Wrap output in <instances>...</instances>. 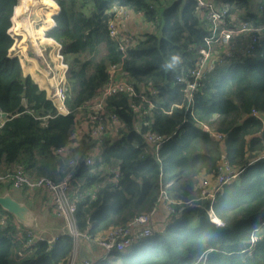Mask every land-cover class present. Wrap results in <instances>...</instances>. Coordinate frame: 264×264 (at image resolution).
I'll return each instance as SVG.
<instances>
[{
    "label": "trees",
    "instance_id": "obj_1",
    "mask_svg": "<svg viewBox=\"0 0 264 264\" xmlns=\"http://www.w3.org/2000/svg\"><path fill=\"white\" fill-rule=\"evenodd\" d=\"M44 1L50 4L47 29L38 32L60 45L53 57L67 69L62 81L69 112H59L48 92L23 73L12 52L18 0H0V108L7 114L0 126V174L21 168L55 183L70 174L76 223L80 230L89 227L92 241L156 210L162 188L174 209L165 210V226L125 250L113 249L105 259L91 260L94 264H264V127L252 113L264 118V36L248 55L234 38L216 44L212 56L218 59L211 68L209 62L204 67L187 106L186 82L176 76L183 73L189 79L210 33V23L194 0ZM213 2L226 11L227 22L236 16L250 25L264 24V0ZM114 5L129 8L131 19L151 25L135 34L138 40L124 56L107 28ZM248 39L240 43L245 46ZM173 54L181 63L166 71ZM112 65H120V77L134 91L105 97V110L118 121L110 122L114 136L109 135L98 156L90 122L77 138L71 134L88 117L83 106L101 95ZM205 125L220 137H212ZM150 133L162 138L158 145L149 141ZM70 142L76 143L57 152ZM88 155L93 156L91 164L84 161ZM222 156L238 174L215 193L211 207L224 223L217 226L208 216L209 200L200 196L199 177L214 178ZM112 167L118 168L115 179L107 170ZM92 185L93 196L86 191ZM16 191L27 206L40 203L41 195L51 196L43 189ZM27 228L0 205V264L67 263L74 245L69 234L26 245Z\"/></svg>",
    "mask_w": 264,
    "mask_h": 264
},
{
    "label": "built area",
    "instance_id": "obj_2",
    "mask_svg": "<svg viewBox=\"0 0 264 264\" xmlns=\"http://www.w3.org/2000/svg\"><path fill=\"white\" fill-rule=\"evenodd\" d=\"M196 6L205 13L206 19L210 23V33L204 38V46L199 50V58L196 62V66L190 70V78L187 81V106L190 104L192 93L191 90L198 84V78L202 76L204 66L210 62V66L218 58L212 56V51L216 44H227L231 37L240 36L241 41L243 36L248 34V41L244 46V53L250 54L254 48H256L258 40L264 36V24L262 25H250L247 22L242 21L240 18L234 16L230 17L231 26H227V20L225 18L226 11L219 9L215 6L213 0H194ZM113 17L108 22V32L116 40L118 49L124 56L125 50L129 45L137 42L138 37L125 29L126 22L131 19L133 13L129 8L114 5L112 7ZM120 69V65H112L110 68V76L107 84L105 85L100 98L95 99L93 107L96 109L95 113L91 116V120L94 123L92 127V135L97 141V146L94 149V154L98 156L103 149V143L109 138L110 135V121L115 120V116L109 117L103 109V99L105 96L121 92L130 91L133 92V87L124 78H118L115 75V71ZM51 77L54 78L55 74L52 72ZM178 81L184 80V74L181 73L176 76ZM65 86L56 85L51 90L50 95L56 101L57 109L61 113H67L64 105L65 101ZM252 113L261 118L262 125L264 127V118L258 114L256 110ZM7 120V114L0 108V126ZM206 129H209L205 125ZM210 131V130H209ZM212 137H220L219 133L210 131ZM76 136V132L71 134V137ZM159 136L150 134L149 140L156 141L157 145L161 142ZM72 143H69L64 148L57 149L58 153H64L70 147ZM88 162H91V157L87 158ZM109 175L115 179L118 176V168H107ZM238 171L234 170L227 162L224 156L221 157L216 175L212 181L203 180L202 189L200 192L201 198L209 200L208 216L217 226H223L224 223L221 219L215 216L213 213L211 204L214 200L216 191L221 185L230 182L235 179ZM97 186L100 182L96 183ZM3 186H8L12 190L20 191H34L37 189H43L49 192L52 196L51 204L55 214L63 218L64 232L69 234L76 245L81 239H88L89 235L87 230L80 231L76 225L75 219V203L70 201L67 195V186L65 182L55 183L48 177L44 176H30L26 174L21 168L8 173L0 174V190ZM92 191V190H91ZM163 202L170 212H173V207L169 204L165 192L162 188L159 190L157 202ZM133 228L137 230L133 232ZM154 231L153 227V210L145 213H141L130 221L125 226H115L109 229L105 234L94 237V241L105 249L106 254H110L111 250H125L132 244L133 241L150 236ZM47 240L45 236L38 234L30 228L25 231V243L26 245L32 244L35 241ZM74 253L71 255L66 264H94L90 259L84 258L81 261L75 260ZM102 257V259H104Z\"/></svg>",
    "mask_w": 264,
    "mask_h": 264
},
{
    "label": "crops",
    "instance_id": "obj_3",
    "mask_svg": "<svg viewBox=\"0 0 264 264\" xmlns=\"http://www.w3.org/2000/svg\"><path fill=\"white\" fill-rule=\"evenodd\" d=\"M41 3H42V1L40 2V4ZM43 3L46 4V5H44L45 8L49 5L48 9H46L45 12L47 10H50V4L48 2H43ZM20 4H22V3H20ZM30 4H31V2H30ZM40 4H38V5H40ZM36 6L37 5H35V8H36ZM22 8L24 11H28L31 9V6H29L28 9H24L23 6H22ZM45 17H47L46 14H45ZM46 19L47 18H45V20ZM41 25H42V23H41ZM43 27H45L44 30L47 29L46 28L47 25H45ZM150 28H151V25L149 23L144 22L141 18H138V17H135L133 19H129L125 25V29L127 31L132 32V33L139 35V36L142 35L145 31L149 30ZM37 34H38L37 41L39 43L43 44L42 48H36L35 47L36 49L34 48L33 50H30L28 48V50H26L24 48L25 46L21 47L20 48V50H21L20 59H21V57L22 58L24 57L26 59V63L28 64L26 69L23 67V69L26 71V72L23 71V73L29 74L31 76V78L35 81V83L40 88L45 90L46 94H47V92L49 94L52 90V84H53V79L51 77V74L53 71L55 72L56 70H59L56 66V61H55L53 55L55 52H59L60 45L58 43L54 42L50 38H44L43 33L40 36H39V32H37ZM246 36H247V34H245L243 36V39ZM232 38H234V42H236V44L241 45V43H240V42H242L241 41V35L240 36H233ZM232 47H234V46H232ZM242 49L243 48H241V52H242ZM37 50L38 51L40 50L41 54L37 53L36 52ZM30 54H32V55H30ZM115 75L122 76L123 71L121 69H118L115 71ZM207 130L209 131V129H207ZM111 135H110V137L114 136V135H112V136ZM204 176H205L204 174H201V176L199 177V180H201ZM95 189H96V186L92 185L86 191L87 192H94ZM9 190L16 192L17 198L14 197L16 200L21 199L19 192H17L16 190H12L8 187H4L1 192H2V194L5 192H9L11 194V192ZM11 196H12V194H11ZM44 196L46 197V199H44V201L42 203H38V205L41 204L45 210L49 209L51 211V214H50L51 223L50 222L43 223L39 219V218H41V216H38L34 211H32V213L34 212L33 218L35 215V219H36V223H33V224L36 226V228H34V229L43 231V233H41V235L45 236L49 242H53L58 234L65 233L64 232V226H63V220L59 215H57L53 212V210H52L53 207L51 204V196L49 197V196H47V194H45ZM20 201L23 202L22 200H20ZM28 207L30 208V210H32L31 208L33 206L28 205ZM50 207H52V208H50ZM153 217H154V222H155V228L156 227L157 228H163L165 226V224L168 222V219H166L167 217H166L165 208L161 204L156 207V210L153 209ZM37 219H38V222H37ZM47 219H49V217ZM54 220L56 221L55 224H53ZM59 222H60V224H58ZM43 224H45V225H43ZM41 225H43V227H41ZM52 228H55V229L52 230ZM30 229L35 231L32 227H30ZM105 232L99 233V234L102 235ZM37 233L40 234L39 232H37ZM47 233H48V235L49 234H51V235H49L47 237L46 236ZM84 240H86V239L80 240V242L77 246V249L75 251V254H76L78 260H82L84 258H89L92 261H96L98 259H102V257L105 256L106 252L102 246H99L98 244H96L95 241H84Z\"/></svg>",
    "mask_w": 264,
    "mask_h": 264
},
{
    "label": "rangeland",
    "instance_id": "obj_4",
    "mask_svg": "<svg viewBox=\"0 0 264 264\" xmlns=\"http://www.w3.org/2000/svg\"><path fill=\"white\" fill-rule=\"evenodd\" d=\"M28 1L26 3L24 2V3L20 4V2L18 0V7H17V12H16V17L14 18V25H13V28H12V32L15 34V37H16V42H15L16 44L12 48L13 49L12 52H15L18 55L19 60H20L21 64L23 65V67L25 69L28 66V64L26 63V59L24 57L23 58L21 57V59H20V56H21V50H20V48L21 47H24V46H25L24 48L26 50H28V48L30 50H33L35 47L36 48H39V47L42 48L43 44H41V43H39L37 41V38H38L37 32H38V30H40V28L41 29L42 28H45L43 26L47 25V22L45 20V18H46L45 17V10L48 9V7H49V5H48L45 8L44 5H46V4L43 3V2H46V1H44V0H41L42 3L40 5H37L36 8H35V5L33 6V4H30V2H31L30 0H28ZM22 6L24 7V9H28V7L31 6V9L28 10V11H23ZM57 12H55L54 14H56ZM33 15H35V16H33ZM36 16H38V17L36 18ZM41 23H42V25H41ZM240 46H241V48H244V45L241 44ZM36 52L37 53H40V51H38V50ZM30 55H32V54H30ZM54 59L56 60L57 57L54 58ZM56 64L61 65V67L63 69L62 73H64V70H65V73H66V70H67L66 69V66H63L60 62L59 63H56ZM24 72H26V71H24ZM207 176H209V175H207ZM207 176H204L201 179V182L202 183H203V180L205 178L207 180H209V181H212L213 180V178L207 177ZM10 192H11L13 198L14 197L17 198V195H16V192L15 191H10ZM0 194H2V192H0ZM21 196L22 195L20 194V197ZM41 197L46 199V197L44 195H41ZM42 198L40 200L41 201L40 203H42V201H43ZM21 199H22V201L24 200L22 197H21ZM18 201L21 202L20 200H18ZM159 203L165 208V210L167 212H170L167 209L166 205L163 202H159ZM50 208H52V207H50ZM31 209H32L31 211H34L38 216H41V218H39V219L43 223H48V222L51 223V221H50L51 220V218H50L51 211L49 209L48 210H45L44 207L41 204L38 205L37 202H36L35 206H33ZM34 212H33V214H34ZM53 212H54V210H53ZM48 217H49V219H47ZM33 222L36 223L35 215H34V221ZM37 222H38V219H37ZM55 222L56 221L54 220V223L53 224H55ZM58 224H60V222ZM43 225H45V224H43ZM43 225H41V227H43ZM153 227L155 228L154 217H153ZM32 228L34 229V228H36V226L33 224ZM54 229L55 228H52V230H54ZM34 230H35V232H39L40 234L43 233V231L36 230V229H34ZM136 230H137L136 228H133V232H135ZM86 240L92 241L93 239L92 238H88ZM78 244H79V242L76 245L75 244L73 245V249H72L71 255L73 253L75 254V251L77 249ZM74 257H75V260H77L76 254L74 255Z\"/></svg>",
    "mask_w": 264,
    "mask_h": 264
},
{
    "label": "bare ground",
    "instance_id": "obj_5",
    "mask_svg": "<svg viewBox=\"0 0 264 264\" xmlns=\"http://www.w3.org/2000/svg\"><path fill=\"white\" fill-rule=\"evenodd\" d=\"M28 0H19V2L20 3H24V2H27ZM31 1V4H33V6L34 5H38V4H40V0H30ZM37 7V6H36ZM24 11V10H23ZM33 16H35V15H33ZM38 16H36V18H37ZM32 20V19H31ZM111 36V35H110ZM247 36H249L248 34H247ZM232 38V37H231ZM231 40V39H230ZM40 48V47H39ZM40 51V50H39ZM242 52L244 53V48L242 49ZM245 54V53H244ZM245 55H248V54H245ZM214 63V62H213ZM213 65V64H212ZM212 65L210 66V62H209V68H211L212 67ZM56 66H57V68L59 69V70H56L55 72L53 71V73L55 74V77L54 78H52L53 79V84H52V90L54 89V86H56V85H58L59 84V86H61L62 84L65 86V88H66V90H65V101H64V105H65V107H66V110H67V113L69 112L68 111V108H67V105H66V100H67V98H68V88H67V85H66V83H64L63 81H62V78L65 76V70H64V73H62V71H63V69H62V67H61V65H59V64H56ZM206 66V65H205ZM204 66V67H205ZM204 69V68H203ZM203 72V71H202ZM200 77H203V73H202V76H200ZM199 77V78H200ZM118 78H122V77H118ZM190 78V77H189ZM198 78V79H199ZM125 79V78H124ZM126 80V79H125ZM177 80V79H176ZM178 81V80H177ZM187 81H188V79H187ZM187 81H186V79H185V76H184V80L183 81H179V82H186V85H187ZM185 85V86H186ZM197 86V85H196ZM195 86V87H196ZM186 89H187V86H186ZM193 91V89L191 90V92ZM103 92V91H102ZM117 93V92H116ZM114 94V93H113ZM101 95H102V93H101ZM101 95H99V96H97V97H95V98H92L91 100H89V101H87L86 103H85V105L83 106V107H86V108H88V110H89V113H88V117L87 118H84L76 127H75V129L73 130V132H76V136H74V137H72V138H77L78 136H79V134L82 132V130L87 126V124H88V122H90V124H91V130H92V127H93V125H94V123L92 122V120H91V116L95 113V108L93 107V101L95 100V99H97V98H100V96ZM111 95V94H110ZM49 96L51 97V95H50V93H49ZM106 97V96H105ZM105 97H104V99H103V109H104V112L109 116V117H111L112 115H114L115 116V114H113V113H107V110H105ZM52 99H53V97H51ZM54 100V99H53ZM55 101V100H54ZM56 102V101H55ZM118 120H116V116H115V120H111L110 122H112V123H114V122H117ZM72 132V133H73ZM150 134H152V133H150ZM150 134H148V139H149V135ZM154 135H156V134H154ZM158 136V135H157ZM160 137V136H159ZM160 140H162V138H160ZM164 140V139H163ZM150 142H152V143H154L155 141H151V140H149ZM70 143H72V145H74L75 143L74 142H70ZM156 145H157V143H155ZM88 157H91V162H88L87 161V158ZM93 156L92 155H88V156H86L85 158H84V161H85V163H88V164H91L92 163V161H93ZM74 161L73 160H71V163H73ZM61 182H65L66 183V186H67V195H68V197H69V199H70V201H72V202H74L75 203V206H76V201H75V199L73 198V199H71V196L69 195V186H70V174H68L65 178H64V180H62ZM61 182H59V183H61ZM90 194H91V196H93L94 195V192H89ZM75 212H76V209H75ZM74 215H75V213H74ZM62 218V217H61ZM63 219V218H62ZM75 219H76V217H75ZM76 225H77V223H76ZM77 228H78V226H77ZM88 228L89 227H87L86 228V230H87V234H88ZM79 229V228H78ZM111 229V228H110ZM80 230V229H79ZM85 230V229H84ZM84 230H80V231H84ZM109 230V229H108ZM108 230H106V232L108 231ZM105 232V233H106ZM104 233V234H105ZM89 235V234H88ZM98 235H100V234H97L96 236H98ZM103 235V234H102ZM96 236H94V237H96ZM89 238H91L90 237V235H89ZM136 241V240H135ZM134 242V241H133ZM132 242V243H133ZM132 245V244H131ZM130 245V246H131ZM100 246V245H99ZM105 250V249H104ZM109 256V254H106L105 253V258L106 257H108ZM104 258V259H105Z\"/></svg>",
    "mask_w": 264,
    "mask_h": 264
},
{
    "label": "water",
    "instance_id": "obj_6",
    "mask_svg": "<svg viewBox=\"0 0 264 264\" xmlns=\"http://www.w3.org/2000/svg\"><path fill=\"white\" fill-rule=\"evenodd\" d=\"M53 25H54V20H53ZM49 27H51V25ZM0 205L3 208H5L8 212H11L15 216L16 220L21 224H23L24 226L29 228L33 226L34 218L30 208L25 203L19 202L18 200L13 198L9 192L0 194Z\"/></svg>",
    "mask_w": 264,
    "mask_h": 264
},
{
    "label": "clouds",
    "instance_id": "obj_7",
    "mask_svg": "<svg viewBox=\"0 0 264 264\" xmlns=\"http://www.w3.org/2000/svg\"><path fill=\"white\" fill-rule=\"evenodd\" d=\"M181 63V57L178 54H173L169 61L164 65L165 70H174Z\"/></svg>",
    "mask_w": 264,
    "mask_h": 264
}]
</instances>
